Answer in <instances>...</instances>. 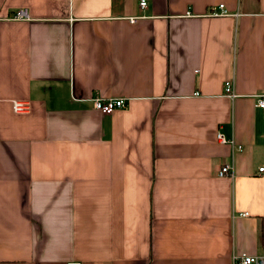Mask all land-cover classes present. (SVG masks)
I'll list each match as a JSON object with an SVG mask.
<instances>
[{
  "label": "crops",
  "instance_id": "crops-1",
  "mask_svg": "<svg viewBox=\"0 0 264 264\" xmlns=\"http://www.w3.org/2000/svg\"><path fill=\"white\" fill-rule=\"evenodd\" d=\"M145 1L0 0V264L264 258V0Z\"/></svg>",
  "mask_w": 264,
  "mask_h": 264
},
{
  "label": "built area",
  "instance_id": "built-area-1",
  "mask_svg": "<svg viewBox=\"0 0 264 264\" xmlns=\"http://www.w3.org/2000/svg\"><path fill=\"white\" fill-rule=\"evenodd\" d=\"M138 5L141 9L146 7L145 0H137ZM222 8V5L219 6ZM217 15L216 13H212ZM13 19L16 20H25L27 19V14L24 10H19L14 13ZM133 21V19H131ZM224 93L229 98H234L235 95L232 91V83L230 81L225 82L224 84ZM91 109L99 112L100 114L109 115L114 110L121 109L124 107V100L121 98H109L103 99L99 96H93L91 98ZM256 108L264 109V94L257 96L256 102L254 105ZM11 110L14 114L22 115L30 112V103L26 100H13L11 101ZM216 140L220 144H227L229 146H234L233 140H228L224 138L221 133H216ZM239 149V147H237ZM263 168H260L259 171H262ZM232 168L229 165H224L219 168L216 172L218 177L230 176ZM247 214H241V216H246ZM68 264H79V263H68ZM231 264H264V258L260 256H250L246 254H234L231 258Z\"/></svg>",
  "mask_w": 264,
  "mask_h": 264
},
{
  "label": "trees",
  "instance_id": "trees-1",
  "mask_svg": "<svg viewBox=\"0 0 264 264\" xmlns=\"http://www.w3.org/2000/svg\"><path fill=\"white\" fill-rule=\"evenodd\" d=\"M263 246H264V244H263Z\"/></svg>",
  "mask_w": 264,
  "mask_h": 264
}]
</instances>
